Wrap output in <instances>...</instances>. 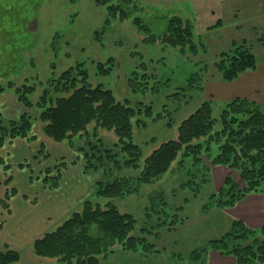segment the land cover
<instances>
[{"label":"rangeland","instance_id":"374dc122","mask_svg":"<svg viewBox=\"0 0 264 264\" xmlns=\"http://www.w3.org/2000/svg\"><path fill=\"white\" fill-rule=\"evenodd\" d=\"M242 1L232 2L219 13L218 3L213 1L211 6L210 0H112L106 4L96 0H0V86L4 88L0 98L11 103L0 109L2 123L9 124L8 119L24 111L33 116L27 135L9 138L0 148L5 211L0 230L10 225L6 230L12 232L23 222L29 224L25 227L30 234L43 230L32 238L25 231L21 236L0 233V251L14 249L22 257L24 250L25 255L34 254L47 264H66L58 258L37 256L33 242L73 211L82 210L90 198L102 207L112 203L136 220L129 234L138 239L136 246L116 243L99 256L100 264H210L213 256L218 260L212 264H242L230 250L210 243L221 239L233 221H243L233 212L239 200L264 190L251 191L234 205L226 204L231 193L238 194L246 182L238 168L213 161L220 142L210 143L209 151L210 136L202 137L206 143L199 153L180 151L166 172L148 182L142 180L146 157L163 141L176 138L182 120L204 101L211 100L217 119L212 133L222 128L219 118L229 99L223 93L210 97L207 85L223 80V52L239 46L253 53L258 63L264 61V20L252 13L255 0ZM119 3L128 16L110 13L109 5ZM240 6L242 13H233ZM175 17L192 25V43L173 46L165 42ZM79 65L86 69L91 85L111 89L118 101H128L138 111L132 119L130 140L141 147L142 156L132 165H125L131 156L123 151L114 128L100 126L94 119L73 137L55 141L44 132L41 108L36 103L28 108L19 100L17 90L24 84L34 86L28 94L33 102L46 90L52 98L67 95L72 89L58 90L57 79ZM84 78L78 74L79 85ZM147 106L152 107V114ZM50 142L56 149L48 148ZM100 179L104 184L121 179L123 192L99 196L95 184ZM16 198L22 204L17 206ZM253 214L260 216V211L254 209ZM257 237L264 238V233L257 231L236 243L244 250ZM10 238L18 241L16 246Z\"/></svg>","mask_w":264,"mask_h":264},{"label":"trees","instance_id":"16d2710c","mask_svg":"<svg viewBox=\"0 0 264 264\" xmlns=\"http://www.w3.org/2000/svg\"><path fill=\"white\" fill-rule=\"evenodd\" d=\"M96 1L99 4H106L112 0ZM123 2L125 3V0ZM121 5L122 3L109 5L110 13L121 18L128 16L126 9ZM175 18L169 23L165 42L173 46L192 43L193 32L190 22L180 17ZM221 56L222 65L220 67L218 63V66L224 81H233L242 72L255 69L258 65L255 55L239 46L235 50L223 52ZM80 65L76 68L71 66L57 79L61 84L58 90L68 92L72 89L67 95L52 98L49 97V90H46V93L33 102L28 94L34 91V86L24 84L23 88L17 90L19 100L28 108L36 103V106L42 109L40 119L45 123L44 132L55 141L73 137L78 131L85 130L86 124L94 119L100 126L114 128L120 137L123 151L131 156L125 165H132L142 156L141 147L130 140L133 133L132 119L138 111L128 101H118L111 89H106L102 85H91L86 80L88 77L86 69H82ZM98 66L102 72H107L102 63ZM78 74L85 76L81 80V85ZM2 90L4 88L0 86V91ZM146 111L152 114V107L147 106ZM32 118L29 111H24L18 118L8 119L9 124H4L0 111V148L9 138L27 135L32 127ZM219 120L222 128L212 133L217 119L213 117L211 100L204 101L182 120L176 138L163 141L146 157L142 180L148 182L166 172L180 151L188 155L199 153L206 143L200 139L210 136L209 151L210 143L220 142L219 152L214 155L213 161L238 168L246 182V186L240 189L238 194L231 193V199L226 204L234 205L247 193L264 190V105L249 97L236 96L226 102ZM95 188L99 196L110 197L123 192L121 179L105 184L103 180H97ZM135 223L132 214L121 212L112 203L102 207L100 203L89 198L84 201L82 210L73 211L55 229L37 238L33 242V250L37 256L58 258L66 264H100L99 256L108 253L116 243L128 244L129 248L136 246L135 242L138 239L129 237ZM257 231L264 233V227L253 229L242 220H235L221 239L212 240L210 244L215 248L230 250L229 252L236 255L242 264H253L256 260L264 262V238L257 237L244 250L236 243V239L249 237ZM20 258V251L14 249L0 251V264L17 262Z\"/></svg>","mask_w":264,"mask_h":264},{"label":"crops","instance_id":"0c3cea01","mask_svg":"<svg viewBox=\"0 0 264 264\" xmlns=\"http://www.w3.org/2000/svg\"><path fill=\"white\" fill-rule=\"evenodd\" d=\"M210 1H211L210 3L211 6L215 5L213 1L218 3L217 8L219 9V13H221L220 12L221 9H222V12L228 9V7L230 6L232 2L235 4L239 3L238 0L237 1L236 0L235 1L234 0H210ZM243 1L241 3H244ZM250 2L251 1H248L247 3H250ZM253 6H255V10H253L252 13L257 14V17L261 18V20H264V0H255V5ZM241 7L242 6L238 7L240 9V10L238 9L239 11L235 12L234 10L233 13L241 14L242 13ZM243 7L246 8V3L243 4ZM212 82L211 83L209 82L207 85V88L209 90L208 91L209 96L212 94L217 97L218 96L221 97L222 95L220 94L223 93L225 94L226 99H229V100L233 99L236 96H245L259 103H262V105H264V61L258 63L255 69H250V70H246L245 72H242L239 75V77L233 81L219 80L218 82H215V83H212ZM9 104L11 103H9V101L7 100H4V97L0 98V109L4 108L5 105L7 109ZM14 116L15 115H13V117ZM55 147H57V145L53 144L52 142L48 144L49 149H53ZM64 150L66 151L70 149L68 147L66 148L64 147ZM56 156L53 155V157H56ZM32 189L37 190L38 188L36 189L35 187H32ZM3 193H4L3 187L0 186V217L5 215L4 214L5 211L2 208V203H1ZM15 200H16L15 204H17V206L19 204H22L18 198H16ZM254 209L255 210L258 209L260 211V216H257V217L254 216L253 214ZM12 211H13L12 213H14L15 209ZM16 211L18 214L20 213L19 210H16ZM233 212H235L234 214L235 216L243 219L245 223L247 224L249 223L253 227H260L264 225V193H254V192L249 193L243 199L237 202V204L234 206ZM6 214H10V213L6 212ZM19 215H21V213ZM9 226L7 225L3 229H1L0 233L12 234V236H18V235L21 236L22 235L21 231H25L27 232L26 236L30 234L29 233L30 228L25 227V226H29V224L26 225L24 222L20 223V226H22L20 229H14L12 232H9L8 230H6V228H8ZM42 231L43 230H36L35 232L31 231L30 238L33 237L32 235L34 233H37L40 235ZM9 241L12 245H15V246L18 243V241H15L14 239H11V238ZM213 258H217V257L213 256L212 260L210 261V264L218 260V259L214 260ZM12 264H47V263L39 261L37 258L34 257V254L27 253L25 255V252L23 250L21 259L18 262H15ZM230 264H233V263H230Z\"/></svg>","mask_w":264,"mask_h":264}]
</instances>
